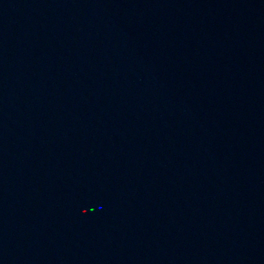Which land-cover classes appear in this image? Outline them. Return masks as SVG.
I'll return each instance as SVG.
<instances>
[{
    "label": "water",
    "instance_id": "water-1",
    "mask_svg": "<svg viewBox=\"0 0 264 264\" xmlns=\"http://www.w3.org/2000/svg\"><path fill=\"white\" fill-rule=\"evenodd\" d=\"M17 0H0V74L7 50Z\"/></svg>",
    "mask_w": 264,
    "mask_h": 264
}]
</instances>
